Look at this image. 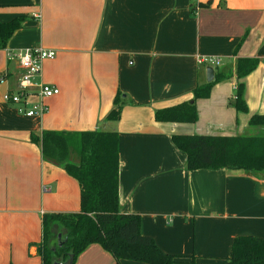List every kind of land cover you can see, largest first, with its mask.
<instances>
[{
    "label": "crops",
    "instance_id": "crops-1",
    "mask_svg": "<svg viewBox=\"0 0 264 264\" xmlns=\"http://www.w3.org/2000/svg\"><path fill=\"white\" fill-rule=\"evenodd\" d=\"M18 17L25 21L0 50V264H40L42 217L79 211L77 182L31 142L43 131L118 134L120 212L137 215L141 234L162 252L219 264L237 236L264 242V176L187 171L171 142L264 135L248 126L264 115V0H0L1 22ZM32 48L54 51L36 82L59 93L45 100L44 115L29 118L2 96L17 90L21 74L8 54ZM246 58L258 64L242 79L247 112L236 113L234 69ZM208 67L230 77L195 102L198 120L156 122V111L191 101ZM117 94L113 123L106 116ZM73 264L116 262L90 245Z\"/></svg>",
    "mask_w": 264,
    "mask_h": 264
},
{
    "label": "trees",
    "instance_id": "trees-1",
    "mask_svg": "<svg viewBox=\"0 0 264 264\" xmlns=\"http://www.w3.org/2000/svg\"><path fill=\"white\" fill-rule=\"evenodd\" d=\"M24 17L0 21V50L20 29ZM256 59H238L234 69L237 80L231 106L236 113H246L242 79L253 72ZM230 76L216 74L210 83L196 85L191 101L158 110V123L194 124L198 120L197 100L209 97L211 88ZM122 102L119 95L107 114L109 122L120 118ZM249 128H264V115H253ZM31 142L40 147L41 158L53 166H63L67 176L79 187V211L69 214H46L41 220L42 240L37 246L40 264L64 262L77 256L88 246L97 245L116 262L138 264H183L194 256L170 255L140 232L137 215L123 214L119 209L118 134L115 131L56 132L43 131ZM173 146L185 155L187 171H217L264 176V135L234 137L207 135H174ZM60 237L58 238V236ZM219 264H264V242L250 235L235 237L229 255Z\"/></svg>",
    "mask_w": 264,
    "mask_h": 264
},
{
    "label": "built area",
    "instance_id": "built-area-1",
    "mask_svg": "<svg viewBox=\"0 0 264 264\" xmlns=\"http://www.w3.org/2000/svg\"><path fill=\"white\" fill-rule=\"evenodd\" d=\"M55 57L54 51L42 48L26 49L20 52H11L8 58L17 62L21 74L17 82V90L13 93H5L2 100L5 104L15 106L18 114L25 117H41L47 112L45 100L58 95L59 91L55 86L37 83L40 77L41 64L45 60ZM217 65L219 59H197V63ZM36 97L30 102L31 93Z\"/></svg>",
    "mask_w": 264,
    "mask_h": 264
},
{
    "label": "water",
    "instance_id": "water-1",
    "mask_svg": "<svg viewBox=\"0 0 264 264\" xmlns=\"http://www.w3.org/2000/svg\"><path fill=\"white\" fill-rule=\"evenodd\" d=\"M213 80V70L212 68L208 67L205 70V81L206 83H210ZM63 168V166H62ZM60 235L58 236V238ZM53 264H73L72 256H69L68 259L64 262H54Z\"/></svg>",
    "mask_w": 264,
    "mask_h": 264
},
{
    "label": "rangeland",
    "instance_id": "rangeland-1",
    "mask_svg": "<svg viewBox=\"0 0 264 264\" xmlns=\"http://www.w3.org/2000/svg\"><path fill=\"white\" fill-rule=\"evenodd\" d=\"M60 261H61V260H59L58 262H60ZM195 263H197V261H195ZM183 264H190V261L187 260V261L183 262Z\"/></svg>",
    "mask_w": 264,
    "mask_h": 264
}]
</instances>
